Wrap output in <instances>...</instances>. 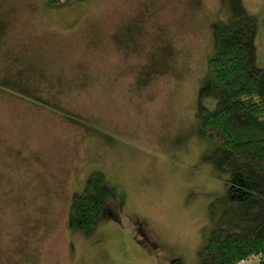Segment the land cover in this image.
I'll return each instance as SVG.
<instances>
[{"label": "rangeland", "instance_id": "obj_1", "mask_svg": "<svg viewBox=\"0 0 264 264\" xmlns=\"http://www.w3.org/2000/svg\"><path fill=\"white\" fill-rule=\"evenodd\" d=\"M231 2L0 0V264L198 262L228 177L198 91ZM241 4L264 66V0ZM95 170L116 193L85 235L69 207Z\"/></svg>", "mask_w": 264, "mask_h": 264}, {"label": "trees", "instance_id": "obj_2", "mask_svg": "<svg viewBox=\"0 0 264 264\" xmlns=\"http://www.w3.org/2000/svg\"><path fill=\"white\" fill-rule=\"evenodd\" d=\"M51 3L60 0H50ZM212 25L214 46L198 91L199 131L223 153V194L210 205L212 232L196 264H236L251 255L264 262V66L257 61L259 18L241 0ZM115 186L93 171L69 207L70 229L92 234ZM219 202V206L217 203ZM169 264H186L181 257Z\"/></svg>", "mask_w": 264, "mask_h": 264}]
</instances>
